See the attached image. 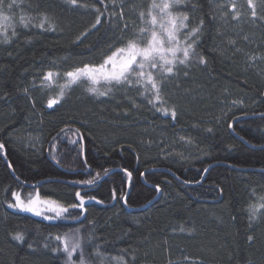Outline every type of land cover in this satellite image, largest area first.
Masks as SVG:
<instances>
[{
    "label": "trees",
    "instance_id": "1",
    "mask_svg": "<svg viewBox=\"0 0 264 264\" xmlns=\"http://www.w3.org/2000/svg\"><path fill=\"white\" fill-rule=\"evenodd\" d=\"M137 1L140 11L146 3ZM223 1L182 0L173 9L185 12L191 26L203 21L195 50L205 63L194 55V66L175 74L165 95L176 117L159 119L138 104L136 94L117 86L100 96L87 91L89 84H73L47 107L66 84L65 71L101 63L118 43V0H78L76 6L68 0H18L10 22L16 35L12 27L9 42L0 35V264H65L66 254L52 251L62 247L55 236L75 229L85 255L99 245L110 264L120 255L128 264H173L183 256L201 264H264V217L250 222L247 211L264 196V82L220 42ZM256 12L255 38L264 36V6ZM21 15L33 18L27 28ZM41 15L52 27L38 26ZM97 15L101 24L93 28ZM48 71L60 73L59 80L44 81ZM232 88L251 101L220 116L218 101L227 100ZM66 125L67 135L61 131ZM178 134L195 146L184 156H161L164 149H179L173 144ZM97 173L92 185L73 183ZM78 191L83 208H71L79 204ZM13 192L54 198L67 212L52 221L10 210ZM16 233L24 242L13 239Z\"/></svg>",
    "mask_w": 264,
    "mask_h": 264
},
{
    "label": "snow or ice",
    "instance_id": "2",
    "mask_svg": "<svg viewBox=\"0 0 264 264\" xmlns=\"http://www.w3.org/2000/svg\"><path fill=\"white\" fill-rule=\"evenodd\" d=\"M103 3V0H100ZM182 0H152V3L147 7V10H141L138 13V18L142 23V27L139 28L138 32L133 33L131 36H121L118 38V43L111 45L112 49L110 54H106L102 62L99 64L85 63L82 66H77L71 70L65 71L63 75L67 77L66 84L61 86V91L59 97L56 99H49L47 101V107L52 108L53 105L59 103V100L64 96V89L70 87L73 84H80L87 81L91 84V87H87V91L93 94H98L100 96L107 95L108 92L112 91V85L116 86H128L138 85L143 91L140 93L145 96L148 104L152 105L153 108L158 112H162L164 115H171L173 119L176 117V111L174 106L172 108L166 107L167 101L164 95V84L166 80L175 74L174 70H178V66H187L190 58L194 55H199L196 53V45L199 40V35L203 21L199 26L190 27L187 23L189 16L183 11L173 12ZM73 6L78 4V0H68ZM249 8L251 11V19L253 21L259 19L253 0H247ZM80 6H85L81 4ZM126 5H120L119 16L121 20H124L123 8ZM19 7L18 0H0V35H4V42H9V37L7 35V28L12 27V35H16L15 24L10 23L15 20L12 14L14 9ZM232 20L239 22L242 15L241 12L236 11L235 3L232 4ZM7 11V14L5 12ZM99 13V9H96ZM112 16L116 13L112 12ZM226 16V14H225ZM224 18V17H222ZM32 17L27 15H21L19 22L27 28L32 22ZM225 22L227 20L225 19ZM45 24H49L52 27L47 15H41L38 26L43 29ZM101 24L100 15H97L95 24L92 25L96 28L97 25ZM35 26V25H34ZM128 28V24L123 25V30ZM79 39V38H78ZM247 39V37H244ZM235 44V41H231ZM239 51V49H237ZM261 57L253 56L250 60L254 61ZM200 63H205L204 57L199 55ZM59 76L60 73H55ZM54 76L52 71H48L42 79L44 81H51ZM103 82L110 87L106 91H99L95 85ZM41 87H46V85H41ZM238 103V101H233V104ZM231 127V125H229ZM68 125L62 128L61 131L65 132L67 135ZM79 129H75L72 133L73 135H79ZM82 139V136L80 137ZM55 139V137L53 138ZM72 143H77L73 140ZM4 145L0 144V149H3ZM86 163V161H85ZM9 167L11 165L9 164ZM127 172V170H124ZM104 175H108V170H104ZM129 181L131 179V173L127 172ZM18 179V177H17ZM100 179V173L96 174V177L89 180L83 181H73L75 184H88L92 185L96 180ZM159 191V187L156 188ZM76 199L79 204L72 203L69 205L71 208H83L85 203V197L81 195L78 191L76 192ZM253 195H255V190H253ZM16 204L9 203L8 207H20L24 211L33 212L36 215H40V211L37 209L36 205L38 203L47 204L53 206L50 208L51 211H55L56 215L59 216L62 212H67V208L62 207L55 200H40L39 195L35 197L31 195L28 198L22 199L18 192L12 193ZM113 198L116 197L115 191L112 193ZM89 199L94 200L95 197H89ZM121 200L127 203L126 196H121ZM258 202L250 203L247 211L249 212L250 222L252 220L264 217V196L257 198ZM101 201H97L100 203ZM52 217L45 216L44 219H51ZM79 218L78 216L76 217ZM183 230V229H181ZM80 230L75 229L69 232H64L57 234L55 240L59 241L62 247H54L52 251H62L66 254L65 264H110V258L103 254L99 245L93 246V252L85 255L84 244L79 235ZM18 242H24L25 236L22 233H16L13 236ZM248 239L251 241L252 237L249 236ZM90 242V241H89ZM31 247V245H29ZM47 247V245H46ZM77 259L73 260V256L77 254ZM96 257V261H93L92 257ZM115 259L117 264H128L126 256L120 255L117 257H112ZM134 259V257H133ZM185 261L189 264H201L198 259L191 257H184ZM170 264L172 262L170 261Z\"/></svg>",
    "mask_w": 264,
    "mask_h": 264
},
{
    "label": "rangeland",
    "instance_id": "3",
    "mask_svg": "<svg viewBox=\"0 0 264 264\" xmlns=\"http://www.w3.org/2000/svg\"><path fill=\"white\" fill-rule=\"evenodd\" d=\"M143 2V0H140V2ZM219 1V0H218ZM157 2H161V0H157ZM146 6L144 8H142V10L146 11L147 7L152 3V0H145ZM235 3L236 6V11H239L242 13L239 22L232 20V4ZM253 3L255 5V10L259 11V9H261L264 6V0H253ZM124 4L126 5L123 8V14L125 19L121 20V32L118 35V38L121 36H131L133 35V33L138 32L139 28L142 27V23L138 18V13L141 11L137 10V7L139 5V2L137 0H118V7H119V12H120V5ZM220 5L222 7L221 10V21H222V25L224 26L223 28L221 27V29L219 30V38H220V42L222 44L226 43L228 46L233 47V50L235 52L238 53L239 57H241L242 61L245 62V66H246V70L250 73V72H254L257 75H259L261 77V79L264 82V36L262 37H257L255 38V35L258 32V28L259 25H257L258 20L253 21L251 19V11L252 9L249 8L247 0H224L223 2H220ZM173 11V10H172ZM226 14V16H225ZM224 17V18H222ZM225 19L227 20V22H225ZM127 23L128 24V28L126 30H123V25ZM190 27H194L193 25H189ZM228 34L227 36H224ZM244 37H247V39H244ZM235 41V44L231 43V41ZM237 49H239V51H237ZM111 51H108V53L110 54ZM253 56H258L261 57L259 59H255L254 61L250 60V57ZM190 66H194L191 63L188 62L186 68L190 67ZM184 65H180L178 66V70H174L175 74L179 73L182 68H184ZM172 75L170 76L163 88H164V95L165 92H168V90H170V88L172 87V83L170 81H172L173 78H175L176 76ZM60 76L55 75L52 78V80L50 81V83H54L57 82V80H59ZM68 79V78H67ZM66 79V82H67ZM170 82V83H169ZM85 84H89L88 82H84ZM79 84V83H78ZM101 85L103 91L107 90L108 87H110L109 85L104 84L103 82H101L100 84L95 85V87L99 88ZM169 85V86H167ZM89 86L91 87L92 85L89 84ZM116 85H112V89L115 87ZM119 88H126L129 89L131 93L136 94L139 99H138V104L139 103H143L145 104L148 108L150 107L152 110L155 111L156 114H158V118L162 119L164 118V114L162 112H158L156 111L155 108L152 107V105L148 104L147 100L145 99V96L141 95L140 93L143 91L142 88H140L138 85H133L131 87L128 86H117ZM60 94V93H59ZM59 97V96H58ZM165 99L167 101L166 95H165ZM233 101H238V103L233 104ZM251 101V98L249 97V95L245 92H240L239 90L232 88V89H228V95H227V100L224 101H218V106L220 107V111H218L220 116H227L229 115L231 112H233L234 110H238V109H244L248 106L249 102ZM169 103L167 101V104L165 106H167ZM174 104V103H173ZM172 106V104H170ZM54 107V105H53ZM162 117V118H160ZM177 141H174L173 144L176 146H179V149L173 148V149H164L160 155L165 157H170L173 156L174 154L176 155L177 153L182 154L183 156L185 155L186 150H191V148L193 146H195L192 143V139L187 137L184 138L182 136H180L178 134L177 136ZM31 141V140H30ZM168 141V140H167ZM170 142V141H169ZM29 143V142H28ZM173 146V145H172ZM37 195V194H36ZM36 195H32V197H35ZM40 200H55L54 198L51 197H44V196H39ZM22 199H27V198H23L21 196ZM57 203L59 205H61L62 207H64L59 201H57ZM12 204H16V201L14 199V202H12ZM37 209L40 211V215H36L33 212H28V211H24L22 210L20 207H13L10 208L7 205V208L10 210H16V211H22V212H27L30 213L34 216L37 217H41L44 219L45 216H49L52 217L51 219H46V220H59L61 218H63L66 212H62L59 216L56 215L55 211H51L50 208L53 206L47 205V204H43V203H38L36 205ZM185 257V256H183ZM190 257V256H187ZM170 263V262H169ZM173 264H189L188 261H185V259L183 258L182 260L179 261H175Z\"/></svg>",
    "mask_w": 264,
    "mask_h": 264
},
{
    "label": "water",
    "instance_id": "4",
    "mask_svg": "<svg viewBox=\"0 0 264 264\" xmlns=\"http://www.w3.org/2000/svg\"><path fill=\"white\" fill-rule=\"evenodd\" d=\"M79 136H80V137L82 136L81 132H79ZM80 139H81V138H80ZM81 141H82V146H83V154H85V144H84L83 136H82ZM47 154H48V152H47ZM3 158H6V157H5V151H3ZM54 164L57 165L55 162H54Z\"/></svg>",
    "mask_w": 264,
    "mask_h": 264
}]
</instances>
